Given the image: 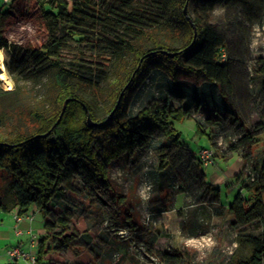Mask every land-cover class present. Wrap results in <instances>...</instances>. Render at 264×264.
I'll use <instances>...</instances> for the list:
<instances>
[{
	"label": "trees",
	"instance_id": "1",
	"mask_svg": "<svg viewBox=\"0 0 264 264\" xmlns=\"http://www.w3.org/2000/svg\"><path fill=\"white\" fill-rule=\"evenodd\" d=\"M70 1L11 0L0 8V50L29 67L30 78L39 83L34 92H22L16 80L13 91L0 88V183L8 178L4 193L0 192V211L18 209L23 214L35 208L43 214L47 235L39 242L37 264L51 263L52 254L70 249L78 238L77 230L68 228L69 218L55 213L53 202L65 198V188L72 186L79 172L111 192L112 163L122 155L148 149L158 138L167 142L157 149L162 170L191 158L174 122L192 119L193 111L209 106L194 102L174 107L153 100L135 117H128L131 101L150 68L174 82L189 78L216 85L223 100L233 89V66L223 54L226 40L202 12L210 13L229 0ZM24 24L32 27V34ZM91 37L99 60L107 63L85 60L81 47ZM73 44L79 54L67 60L64 54ZM110 69L114 78L106 82V93L102 82ZM260 72L264 74V62ZM22 93L33 100L27 113L19 106L11 111L1 103L14 97L25 104ZM101 100L104 113L98 106ZM214 111L219 113L217 108ZM88 117L95 125H89ZM14 119H23L26 128L14 123L7 131L6 125ZM206 123L217 124L212 117ZM262 134L249 131L244 138L250 148H263L259 178L244 185L227 207L237 225L255 224L257 234L239 232L227 264H264ZM196 183L220 201V190L207 182L201 169ZM60 226L63 231L58 233Z\"/></svg>",
	"mask_w": 264,
	"mask_h": 264
},
{
	"label": "rangeland",
	"instance_id": "2",
	"mask_svg": "<svg viewBox=\"0 0 264 264\" xmlns=\"http://www.w3.org/2000/svg\"><path fill=\"white\" fill-rule=\"evenodd\" d=\"M202 12L227 43L224 59L233 66L229 97L223 100L216 85L189 78L174 82L150 68L128 111V117H135L153 100L167 101L174 107L194 102L209 106L208 110L193 111L192 119L174 122L191 158L186 157L179 167L170 164L162 170L157 149L167 142L158 138L148 149L122 155L112 163L111 192L79 172L72 186L65 188V198L53 202L55 213L69 218L68 228L76 229L78 238L70 249L55 252L51 263L45 264H227L237 247L238 233L257 234L255 224L237 225L227 207L244 185L259 178L263 148H250L244 138L249 131L264 135V74L260 72L264 62V0H229L210 13ZM24 27L33 33L31 26ZM95 42L91 37L82 45L85 60L107 63L99 60L98 49L92 46ZM72 46L64 54L67 60L79 54L76 45ZM3 55L12 91L14 80L22 92L38 90L39 83L30 78L29 67L14 62L5 52ZM113 78V70H107L102 82L106 93V82ZM0 88L11 91L1 84ZM21 97L25 104L14 97L1 103L11 111L19 106L27 113L33 100L25 94ZM104 103L101 100L98 104L102 113ZM210 117L217 124H207ZM14 123L22 129L27 124L14 119L5 129L11 130ZM202 148L213 151L214 165L206 167L200 162ZM200 169L207 182L220 190V201L197 185ZM7 182L5 177L0 192L4 193ZM14 213L19 214V210ZM20 215L28 219L21 223L14 219L16 236L22 237L27 251L38 257L39 242L47 235L45 217L35 208ZM22 224L29 226L27 230L20 227ZM62 231V226L56 230ZM47 247H53L51 242Z\"/></svg>",
	"mask_w": 264,
	"mask_h": 264
},
{
	"label": "crops",
	"instance_id": "3",
	"mask_svg": "<svg viewBox=\"0 0 264 264\" xmlns=\"http://www.w3.org/2000/svg\"><path fill=\"white\" fill-rule=\"evenodd\" d=\"M3 6L4 0H0V8ZM14 212L15 210L11 213H5L3 211H0V264H23L11 262L7 257L6 252L14 245H19L25 250L29 249L28 244L25 242V240L22 237L20 238L16 236V225L15 227L13 225L15 216ZM20 227H22L23 230H27L29 226L27 224H22Z\"/></svg>",
	"mask_w": 264,
	"mask_h": 264
},
{
	"label": "built area",
	"instance_id": "4",
	"mask_svg": "<svg viewBox=\"0 0 264 264\" xmlns=\"http://www.w3.org/2000/svg\"><path fill=\"white\" fill-rule=\"evenodd\" d=\"M11 0H4V5H8ZM198 158L204 166L214 165V153L210 148H202L198 153ZM14 219L17 223H21L27 217L15 214ZM20 235V234H17ZM7 257L11 262L23 263V264H37V257L32 254L30 251L23 249L21 246H15L7 250Z\"/></svg>",
	"mask_w": 264,
	"mask_h": 264
},
{
	"label": "bare ground",
	"instance_id": "5",
	"mask_svg": "<svg viewBox=\"0 0 264 264\" xmlns=\"http://www.w3.org/2000/svg\"><path fill=\"white\" fill-rule=\"evenodd\" d=\"M3 61H4V55L3 52L0 50V84L6 90H12L13 85L6 73Z\"/></svg>",
	"mask_w": 264,
	"mask_h": 264
},
{
	"label": "water",
	"instance_id": "6",
	"mask_svg": "<svg viewBox=\"0 0 264 264\" xmlns=\"http://www.w3.org/2000/svg\"><path fill=\"white\" fill-rule=\"evenodd\" d=\"M186 9H187V8L185 7V9H184L185 14H186V11H187ZM174 55H175V54H169V56H170L171 58L174 57ZM123 95H124V91L121 92V94H120V96H119V98H118V101H117V103H116V105H115L113 111L111 112V116L114 115L115 112L118 110L119 105H120V103H121V101H122ZM88 122H89V125H90V126L95 125V123L92 122V120H91L90 117H88Z\"/></svg>",
	"mask_w": 264,
	"mask_h": 264
}]
</instances>
